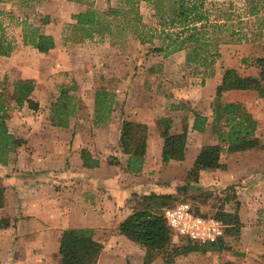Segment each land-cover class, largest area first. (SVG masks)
<instances>
[{
	"label": "trees",
	"instance_id": "obj_1",
	"mask_svg": "<svg viewBox=\"0 0 264 264\" xmlns=\"http://www.w3.org/2000/svg\"><path fill=\"white\" fill-rule=\"evenodd\" d=\"M82 3L83 0H67ZM145 3L151 10L153 24H148L140 10ZM4 12L0 10V15ZM48 18V16H44ZM254 18L253 38L260 36L264 29V0H242L238 5L232 0L217 3L212 0H117L108 4L105 10L91 5L71 13L72 22L66 24L70 31L67 36L76 42L95 37L115 35V32L129 30L140 44H149V50L168 56L184 52V63L202 75L204 80L215 74V63L221 54L219 42L224 37L230 41L250 40L247 36L248 20ZM22 42L38 52L47 54L55 47L51 34L40 30L38 26L22 20ZM224 41V40H223ZM15 49V41L6 34L3 20L0 18V56L9 57ZM263 54L256 57H243L244 69L239 67L224 68L219 82L215 85L214 97L209 106V114L190 110L191 129L197 132H210L215 141L204 143L194 158V170L198 174L207 169H223L220 161L224 153L262 148L263 142L256 135L257 120L240 101H226L222 93L227 90H253L258 97H264V42ZM200 69V70H199ZM245 71V72H244ZM131 74V73H129ZM76 83L61 84L54 102L50 103L51 123L60 128L69 124V117L78 109L70 90ZM34 90L32 79L16 78L12 82L9 99L16 108L24 104L30 109H37L38 104L30 94ZM114 94L105 88H97L93 96L92 123L97 126L110 119L113 110ZM8 101L0 88V165L12 160V154L18 148L17 137L9 131L7 120L10 112ZM173 107V106H172ZM174 108L185 109V103ZM186 119V118H184ZM162 137L161 161H182L188 136L187 128L170 132L172 120L162 116L158 120ZM147 126L145 123L121 119L118 137V149L126 155L125 171L138 173L144 162L147 146ZM82 165L93 168L99 165V158L88 148L79 152ZM3 186L0 184V207L4 204ZM175 199L171 194L150 192L141 195L137 206L118 224L117 231L129 240L144 248L143 264L155 258H162L164 263H172L180 255L191 251L216 249L217 241L197 243L190 239L175 237L172 229L162 216V208L171 205ZM195 213L205 216L201 212ZM226 225L228 230H239L241 224L237 207L232 211L223 208L212 215ZM259 259L264 264V241ZM60 264H96L102 244L94 239L90 227L63 229L59 240Z\"/></svg>",
	"mask_w": 264,
	"mask_h": 264
},
{
	"label": "crops",
	"instance_id": "obj_2",
	"mask_svg": "<svg viewBox=\"0 0 264 264\" xmlns=\"http://www.w3.org/2000/svg\"><path fill=\"white\" fill-rule=\"evenodd\" d=\"M33 9L53 17L61 11L69 15L81 11L84 5L67 0H40L35 2ZM45 33H51L56 44L57 35L52 31ZM56 49L55 45L48 52L49 55L56 54ZM29 54L35 57L46 55L35 48L29 50L18 39L11 55L4 57L14 61V66L3 70L6 74H10L13 79L33 80L34 90L30 97L38 101V108L30 109L24 104L12 113L9 110V131L23 139V142L18 145L14 159L6 165H0V184L4 189V204L0 207V264H60L61 232L73 227L92 228L94 239L102 244L96 264H143L144 248L119 234L117 227L138 205L141 195L150 192L173 195L172 190H164L148 178L150 164L158 159L161 161L162 145L161 138L155 157L149 143L151 124L155 121V128L159 131L158 119L169 116L172 120L170 132L181 131L175 128L177 126L180 129L187 128L185 158L180 161L184 165L194 162L202 145L198 143L190 155L189 136L202 133L191 129V113L183 110L164 111L156 117L154 107L140 117L127 118L145 123L148 129L141 171L129 173L125 171L126 155L118 149L122 119L119 116L122 114L118 109L112 110L106 123L93 127L100 134L97 141L91 143L101 151L113 148L110 154L117 161L109 162V156L108 159L100 157L98 166L86 168L82 165L79 152L89 143L81 141L82 144H75V141L70 143L68 140L73 137L72 133H75L74 137L81 138V133H76L78 125L75 117L70 119L65 128L51 123L47 108L44 111V104L40 103V100L45 101V89L42 86L44 78L41 74L44 67L32 64ZM220 78L221 72L218 71L212 78L206 79L205 84L214 86ZM49 81L45 83L54 84ZM80 83L83 84L82 81ZM222 99L240 101L252 114L257 120L256 135L263 142V147L221 154L220 161L225 165L223 169H207L199 173L210 178L215 186L223 189L231 186L234 189L239 201L236 207L242 236L246 232L247 241L252 246H258L264 241V97H258L253 90L232 89L224 91ZM204 114L208 115L209 111ZM214 141L213 137L211 142ZM171 163L174 161L167 164ZM235 208L224 210L232 211ZM195 257L180 255L176 258V264H197L195 259L198 258ZM160 259L157 257L148 264H164Z\"/></svg>",
	"mask_w": 264,
	"mask_h": 264
},
{
	"label": "rangeland",
	"instance_id": "obj_3",
	"mask_svg": "<svg viewBox=\"0 0 264 264\" xmlns=\"http://www.w3.org/2000/svg\"><path fill=\"white\" fill-rule=\"evenodd\" d=\"M38 1L40 0H0V10L4 12L0 18L4 22L6 34L15 41V47L18 39L22 42V25H20L22 20L38 26L43 32L52 31L57 35L56 54L50 56L47 53L42 57L29 54V56H31L32 64L44 67L41 69L44 80L54 82L53 85L46 84L44 80L42 82L46 95L44 94L45 101L40 100V103L44 104L42 108L44 111L47 108L49 117L51 116L50 103L56 99L59 86L76 83L75 89L70 90V94H73L78 109L69 117V121L75 117V123L78 125L76 133L80 132L82 139L74 137L75 133H72L73 137L68 138L70 143L75 141V144H82L81 141H85L89 143L86 148L94 155L105 159H108L109 156V162L117 161V158L110 154L113 148L101 151L91 143L97 141L96 138L100 134L93 130L95 125L91 123L93 96L97 88H105L114 94L112 108L113 110L118 109L122 114L119 117L123 119L140 117L148 112V109L152 110L154 107H156V117L164 111L172 110H183L189 113H191L190 110L209 111L215 85L206 86V79L204 84H201L202 75L198 73V69L196 71L193 69V65L191 67L184 63L183 51L165 57L160 53H153L149 50V44H140L129 30L115 32V35L105 36L103 39L95 37L91 40L85 39L82 42H76L73 38L67 37L70 31L66 29V24L72 22L70 15L66 11H61L52 17L49 14L35 11L33 6ZM116 1L83 0L80 4L84 5V9L91 5L99 10H105L109 3L114 5ZM212 1L225 3L228 0ZM232 1L238 5L242 4V0ZM140 10L146 23L153 24V19L150 16L151 10L145 3H141ZM46 15L48 18L44 17ZM245 19L248 20L247 36L251 39L230 41L224 37V41L219 42L221 56L215 63V74L219 71L222 75L226 67L244 69L243 57H256L263 54L264 29L260 36L253 38L254 18ZM26 46L29 47V50L33 49L30 45ZM4 57L0 59V74H2L0 88L3 90L9 104L8 108L12 113L16 107L9 99V94L14 79L3 70L14 66V61H9ZM61 67L64 69H60ZM119 98L121 99L119 100ZM122 98H124L123 101ZM181 102L185 103V109L174 108ZM154 122L150 128L149 143L152 153L157 157L156 153L159 150L162 137L160 130L157 131L155 128ZM158 126L161 129L159 124ZM175 128L182 130L184 127L180 129L177 126ZM189 138L191 146L189 154L191 155L198 143L211 142L213 135L208 131L200 135H190ZM17 142L21 145L23 139L17 137ZM15 153L12 154V159H14ZM173 161L174 163L167 164L162 163L159 159L155 160L147 171L150 176L148 178L156 182V185L164 190L173 191L175 199L171 202L172 204L187 202L193 210L201 212L206 217H213L212 215L217 209H233L238 206L237 195L231 186L226 189L215 186L206 175L196 174L193 163L189 162L184 165L180 161ZM227 228H225L224 236L216 243L218 248L191 251L183 256H196L195 258L198 259H194L197 264H263L259 259L262 246L260 244L252 246L247 241L248 234L245 232L242 236L240 228L239 230L236 228L228 230ZM176 258L172 262L173 264H176ZM160 260L162 261V258Z\"/></svg>",
	"mask_w": 264,
	"mask_h": 264
},
{
	"label": "built area",
	"instance_id": "obj_4",
	"mask_svg": "<svg viewBox=\"0 0 264 264\" xmlns=\"http://www.w3.org/2000/svg\"><path fill=\"white\" fill-rule=\"evenodd\" d=\"M162 216L172 229L174 237L204 243L217 241L225 233L224 223L214 217L198 215L187 202L164 206Z\"/></svg>",
	"mask_w": 264,
	"mask_h": 264
}]
</instances>
